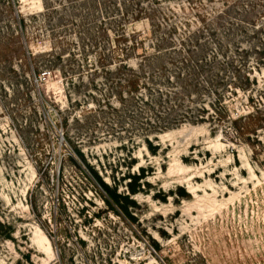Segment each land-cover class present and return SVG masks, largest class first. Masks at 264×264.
Masks as SVG:
<instances>
[{
    "label": "rangeland",
    "instance_id": "obj_1",
    "mask_svg": "<svg viewBox=\"0 0 264 264\" xmlns=\"http://www.w3.org/2000/svg\"><path fill=\"white\" fill-rule=\"evenodd\" d=\"M82 1L50 0L46 21L43 0H0V264H264L258 55L249 88L226 89L224 121L149 133L101 67L134 36L133 66L161 36L216 53L240 21L206 23L235 0H141L138 21L106 14L133 0Z\"/></svg>",
    "mask_w": 264,
    "mask_h": 264
},
{
    "label": "trees",
    "instance_id": "obj_2",
    "mask_svg": "<svg viewBox=\"0 0 264 264\" xmlns=\"http://www.w3.org/2000/svg\"><path fill=\"white\" fill-rule=\"evenodd\" d=\"M84 1L89 0L82 2ZM101 1L104 5L116 2ZM9 2L15 9L16 0ZM43 2L45 10L42 16L48 21L52 18L53 6L50 0ZM132 3L136 8L125 4L123 10L116 2L114 8L106 14L108 17L121 15L124 21H138L149 17V12L142 7L141 0H133ZM263 9L264 0L227 2L226 7L206 25H218L232 16L237 17L240 23L236 26L231 23L226 42L220 43L218 52L213 54H208L206 44L201 42L200 36L194 35L179 44L168 37H156L152 42L155 52L151 55L143 54L136 66L131 65L130 60L135 56V49L143 45L138 38L134 36L131 42L128 40L117 54L110 47V51L104 54L101 61V67L106 73L105 86L115 94L121 107L129 103L136 109L137 120L148 133L169 130L185 121L193 124L210 121L211 126L221 123L228 116L224 102L226 89L232 88H228L229 84L242 90L248 89L251 84L249 70L247 71L250 54L254 52L258 55V61L264 63ZM18 21L20 29L25 31L27 19L19 14ZM200 34L202 35L201 32ZM236 35H240L237 38L240 46L235 44ZM242 42L251 44L250 51L244 50ZM235 55L241 58L237 60ZM229 68L234 74L227 78ZM211 95L212 106L216 107L214 113L205 106L206 97ZM236 129L241 133L239 127L236 126ZM96 178L108 188L98 174Z\"/></svg>",
    "mask_w": 264,
    "mask_h": 264
}]
</instances>
